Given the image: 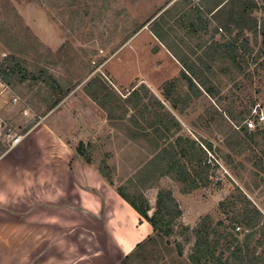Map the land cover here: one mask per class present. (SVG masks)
I'll list each match as a JSON object with an SVG mask.
<instances>
[{
    "label": "rangeland",
    "instance_id": "1",
    "mask_svg": "<svg viewBox=\"0 0 264 264\" xmlns=\"http://www.w3.org/2000/svg\"><path fill=\"white\" fill-rule=\"evenodd\" d=\"M251 1L257 5L254 17L264 21V0ZM190 3L196 6L199 0ZM182 5V0H0V69L9 56L20 62L28 79L20 83L14 77L7 86L34 118L48 115L53 102L66 95L59 103V118L69 113L70 119L73 111L77 119L81 109L87 122L96 123L83 140L92 143L89 158L95 168H108L115 189L131 199L144 197L151 215L159 192L173 199L180 214L126 264H191L195 232L205 217L211 229L208 241L218 243L215 258L235 264L231 253L236 243H229L237 238L244 252H253L261 258L258 264H264V137L255 133L251 140L245 138L240 120L254 104L264 114V40L248 31L238 39L235 61L242 72L223 56L211 63L216 73L209 78L213 98L196 99L183 83L176 94L163 82L173 79L178 66L149 32V24L168 13L164 18L175 40L191 47L210 40L216 29L210 23L208 35L200 32L198 40L188 28L193 18L181 20ZM222 34L218 32L215 40L224 43ZM43 73L55 82H45ZM164 92L177 103L173 118L158 102L170 112ZM224 112L237 119L230 122ZM6 116L1 119L9 125L12 120ZM179 138L200 147L208 166L188 168L197 185L193 190L173 176H160L158 160L149 162L156 153L154 145L166 148ZM253 209L259 213H252L254 228L232 223L242 211ZM249 233L245 249L244 236Z\"/></svg>",
    "mask_w": 264,
    "mask_h": 264
},
{
    "label": "crops",
    "instance_id": "2",
    "mask_svg": "<svg viewBox=\"0 0 264 264\" xmlns=\"http://www.w3.org/2000/svg\"><path fill=\"white\" fill-rule=\"evenodd\" d=\"M167 27L171 30L163 43L149 32L178 66L173 79L163 82L174 84L172 91L177 94L178 86L185 82L180 79L183 69L174 53L181 54L180 50L185 52L183 47L190 45L183 46L180 40V46L168 22ZM200 32L195 33L198 40ZM201 43L205 42L190 46L198 55L203 51L197 50ZM191 92L196 99L201 98ZM13 96L8 92L0 104V118L9 115L13 134H26L11 150L0 144V264H120L131 257L153 238L152 227L105 181L92 161L87 164L77 155L78 143L92 145L83 138L96 123L87 122L81 109L77 119L73 111L70 119L69 113L59 118L57 110L62 104L36 119L19 103L10 105ZM163 98L171 113L158 101L162 110L175 117V98L165 92ZM65 126L71 128L66 130ZM73 140L79 142L74 145Z\"/></svg>",
    "mask_w": 264,
    "mask_h": 264
},
{
    "label": "trees",
    "instance_id": "3",
    "mask_svg": "<svg viewBox=\"0 0 264 264\" xmlns=\"http://www.w3.org/2000/svg\"><path fill=\"white\" fill-rule=\"evenodd\" d=\"M182 8L184 12L182 13L181 20L193 18V21L188 23V28L193 31V33H197V31L208 33V27L210 25V20L216 23V29L213 31L214 35L210 36V40L205 43H201L197 45V50H203L200 55L197 54V51L191 47H186L187 53L180 50V53H174L175 58L178 60L179 64L182 66V71L180 74L181 81H184L185 84L189 87L190 91H194L196 96H202L203 93L198 89L195 82L199 85V87L204 91V93L213 98L216 93L213 88H209L211 86V82L209 80L210 77H215V70L212 67L211 63L218 57L223 56L226 59H230L233 64V68L241 71V68L237 65L235 61L236 53L238 49L236 47V43L239 38L244 37V32L248 31L253 37L261 36L264 40V21H260L254 17V13L257 11V5L254 1L251 0H199V4L196 6H192L190 0H182ZM158 11L153 18L159 13ZM164 12L160 14L153 22L149 24V31L159 40V42L163 43L165 38H168V33L171 28L167 27V22H165ZM179 17V18H180ZM210 17V20L207 19ZM151 20V19H150ZM147 21L148 22H150ZM167 27V30L164 28ZM233 28H235L236 33L234 37H231L233 34ZM195 30V31H194ZM218 32H223L222 40L216 41L215 35ZM232 38V39H229ZM247 38V37H245ZM248 39V38H247ZM182 45L185 46V43L182 41ZM204 55V56H203ZM191 57H194L195 60H192ZM222 57V58H223ZM2 66L4 69H0V77L7 84H10V80L12 78H18L20 83L24 82L28 79L26 71H24L20 62L14 58L13 56H9L3 61ZM233 69V70H234ZM205 73L209 76L206 77ZM43 78H45V82L50 80V83L55 82L52 77L48 73H43ZM170 89H174L175 85L170 84ZM66 95H61L53 102V106H57ZM254 104L252 108L255 106ZM162 108V106L160 105ZM251 108V109H252ZM250 110L247 112V116L250 114ZM225 113V112H224ZM223 113V114H224ZM222 114V113H220ZM226 118L232 122L237 119V117L232 116L231 113L224 114ZM242 116V115H241ZM240 116V120L244 121L246 118H242ZM173 118V116L170 115ZM225 120V118L222 116ZM173 121V125L176 128H179L176 124L175 119H171ZM241 130L245 136V138L251 140L255 133H260L264 137V126L261 129H255L254 132L251 133L246 128ZM158 131V130H157ZM187 143V144H185ZM243 142L241 141V144ZM198 144H202L201 142ZM244 144V143H243ZM206 145L211 148V143L207 142ZM185 146V147H184ZM199 148V149H198ZM154 156L149 159V162H153L152 160H158L162 169L160 168V176H173L175 180L186 184L187 190H193L197 187L195 179L190 175V171L188 168L195 170L196 168H201V164L204 167L208 168L205 165V162L202 160L199 152H201V148L198 147L193 141L181 140L177 139L174 145L169 144L168 147L154 145ZM92 150V145H84L83 143H78L75 151L77 155H79L87 164H92L91 159L89 158V153ZM208 150V149H207ZM210 150V149H209ZM202 153V152H201ZM156 157V158H155ZM188 160V162L182 163L183 160ZM194 162V163H193ZM194 164L197 167H194ZM98 170V173L105 179L107 183L112 185L111 178L108 173V168L103 166ZM163 170L164 174H163ZM196 172V171H195ZM260 181H262L260 179ZM238 190V189H236ZM239 191V190H238ZM117 194L126 201L129 206L149 225L152 227L153 234L160 235L162 230L165 229L166 226H170L172 219L175 218L180 213L176 210V204L173 199L169 195V193L159 192L156 196L155 202V210L151 216L148 215L149 206L144 197L139 196L136 199L129 198L122 189H116ZM187 193V191H183ZM259 215L258 211L253 209L252 212L244 210L242 211L238 217L239 220L232 219V223L242 222L246 228H254L255 224V215ZM250 215L253 217L249 218ZM168 217V218H166ZM208 217H205L203 222L199 225L198 229L195 232V243L192 249V252L189 256V261L191 264H230L229 260H222L221 257L215 258V248L218 246V243H211L208 241V236L210 234V227L206 224V220ZM233 223V224H234ZM167 234V233H164ZM252 234H246L244 236V247H246V241ZM236 243V247L233 249L231 253L232 262L235 264H258L261 261V258H256L253 252L245 250V252L240 248L241 244L238 242L237 238H232V241L229 244ZM242 243V244H243ZM130 257H126L120 264H126Z\"/></svg>",
    "mask_w": 264,
    "mask_h": 264
},
{
    "label": "built area",
    "instance_id": "4",
    "mask_svg": "<svg viewBox=\"0 0 264 264\" xmlns=\"http://www.w3.org/2000/svg\"><path fill=\"white\" fill-rule=\"evenodd\" d=\"M10 92L7 84L0 77V104L4 102L6 94ZM11 105L20 102L19 98L13 96L10 101ZM243 126L248 131L261 129L264 126V114L260 111L259 105H256L250 112L249 116L243 121ZM26 133L13 134L11 127L0 118V144H6V151L17 146ZM239 229L236 228V231Z\"/></svg>",
    "mask_w": 264,
    "mask_h": 264
},
{
    "label": "water",
    "instance_id": "5",
    "mask_svg": "<svg viewBox=\"0 0 264 264\" xmlns=\"http://www.w3.org/2000/svg\"><path fill=\"white\" fill-rule=\"evenodd\" d=\"M148 215L150 216L151 215V212H148Z\"/></svg>",
    "mask_w": 264,
    "mask_h": 264
}]
</instances>
